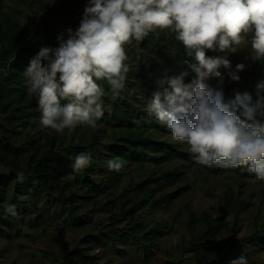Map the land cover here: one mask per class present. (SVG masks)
Wrapping results in <instances>:
<instances>
[{
	"label": "trees",
	"instance_id": "16d2710c",
	"mask_svg": "<svg viewBox=\"0 0 264 264\" xmlns=\"http://www.w3.org/2000/svg\"><path fill=\"white\" fill-rule=\"evenodd\" d=\"M82 3H84L82 0H62L60 2L63 8L62 16H67L69 21L74 19ZM158 32L159 35L162 34L159 38L161 43H164L161 56L148 60L145 55L140 66L133 69L132 75H129V71L125 74L124 87L115 98L107 81H97L104 88L105 93H108V96L104 94L102 99L109 103V107L103 101V116L96 121L95 129L89 133L88 142L77 144L73 153L61 152L57 149L58 136L53 135L51 145L44 148L29 133L31 129L41 128L40 112L36 105V97L27 92L24 75L30 60L39 52L42 43H34L32 39L43 38L45 33L51 40L52 47L55 48L59 33L41 30L38 25L34 30H30L27 24L20 22L15 13L4 10V0H0V112L7 111L11 119L20 120L22 126L27 129L20 144L9 139L5 134L0 136V163H13L9 172L0 173V201L11 187L10 195L12 201L16 203L17 211L27 215L29 220H33L31 215L36 210V201L32 194L43 192L52 199L51 201H57L64 206L73 223L82 227L84 221L80 223L76 221L79 207L77 199L83 198L95 209L107 213L104 225L108 229L102 233L89 234V237L99 243L107 239L114 246L116 241L138 240L137 245H140L139 247L146 254L148 248L155 245L154 240L157 236L170 233L172 229L167 227L166 222L145 226L141 220L142 214L153 207L169 203L174 197L189 189L190 185L172 189L171 187L180 181L183 172L171 169L137 182L131 179L128 185H123L119 191L118 188L122 187L124 181V170L110 171L106 158L116 157L122 160L123 169L129 164H135L141 172L148 165L159 166L172 158H181L193 165L197 164L211 175L233 172L243 178H256L254 173H249L243 166L223 168L215 164L209 167L196 163L187 143L175 141L165 125L159 123L154 116L147 114L146 107L153 99L154 93H163L165 89L170 91L169 81L182 73L177 69L189 68L185 63L186 60L194 62L187 56L183 43L176 40L175 36L173 41L168 43L162 30L159 29ZM30 36L31 38L27 39ZM151 41H153L151 38L145 37L139 43V49L143 54L150 52ZM134 50H132L133 55ZM206 54L217 55L210 50ZM188 73L189 75L185 77L186 83L195 76L190 68ZM149 75L156 77V81H151L150 78L143 79ZM238 75L239 81L230 78L226 81V88L232 91L228 94L227 102L233 100L236 93L245 92L249 93L255 102L256 84L264 74L258 73L256 80H252L245 73ZM138 76L142 77L139 81H137ZM133 84L140 86L141 91H144L143 96H134V99L124 96L128 87ZM261 95L264 96V93ZM237 114L239 115V112ZM257 119L264 122L262 116L258 115ZM162 135L168 137H164L161 141L159 139L163 137ZM102 140L110 143L111 148ZM81 152L91 153L92 161L87 168L77 173L73 171L72 164L75 156ZM97 167H101L100 172H96ZM19 172H23L27 177L23 183L17 181ZM99 195L101 198L97 199ZM20 196H30V199L21 200ZM246 207L247 204L238 198L236 200L232 189H229L219 197L218 216L215 217L209 209L189 210L186 222L189 238L182 244L181 259L174 260V263L190 264L193 261L194 264H230L232 256L247 249L248 240H251V249L264 246V230L254 232L251 238L230 236L221 243L217 242V234L224 228L222 224L227 216L233 215V231H235L238 228L239 214ZM38 217L40 214L37 213L36 218ZM6 219L12 218L8 214ZM88 250L87 247L76 245L72 254L81 263H84L85 259H91L90 263L94 264V256ZM61 251L64 253L63 249ZM186 255L189 257L188 261L183 262V257Z\"/></svg>",
	"mask_w": 264,
	"mask_h": 264
},
{
	"label": "clouds",
	"instance_id": "9594fccd",
	"mask_svg": "<svg viewBox=\"0 0 264 264\" xmlns=\"http://www.w3.org/2000/svg\"><path fill=\"white\" fill-rule=\"evenodd\" d=\"M156 29L175 33L194 61L185 63L195 76L188 83L187 71L172 78L170 91L154 93L147 114L165 125L175 141L186 142L196 163L243 166L264 180V122L257 119L264 117V80L256 84L255 102L247 92L225 102L223 91L206 83L212 77L222 83V67L231 80L239 81L245 65L232 70L227 58L238 46L250 43L251 59L264 60V0H88L79 26L67 28L66 39L59 34L57 47H41L24 71L41 128L63 134L78 125L96 127L105 94L97 81H107L114 98L119 96L128 72L124 46ZM208 50L222 55L208 56ZM91 161V153L77 154L73 171L81 172ZM123 166L118 158L107 161L110 171ZM26 179L23 172L17 174L18 182ZM5 211L17 216L15 205ZM230 264L248 261L241 256Z\"/></svg>",
	"mask_w": 264,
	"mask_h": 264
},
{
	"label": "rangeland",
	"instance_id": "374dc122",
	"mask_svg": "<svg viewBox=\"0 0 264 264\" xmlns=\"http://www.w3.org/2000/svg\"><path fill=\"white\" fill-rule=\"evenodd\" d=\"M61 1L4 0V10L15 13L20 22L27 24L30 30H34L35 26L38 25L41 30L63 33L66 39V29L71 27L75 30L79 26L83 9L88 0H82L84 3L78 10L77 16L70 21L67 16H62ZM161 30L166 37L165 40L171 43L175 33L170 29ZM158 31L159 29H156L146 36V38L153 40L151 41L152 45H150L151 50L146 54H143L139 49V43L142 40H132L131 43L124 46L127 54L125 64L128 67L129 75L133 74V69L140 66L145 59V55L148 60L161 56L164 43H161L159 38H161L162 34L159 35ZM29 38L31 36L27 39ZM32 40L34 43L42 42L40 49L41 47H52L51 40L45 33L43 38ZM238 47L237 52L229 53L227 56L232 68L235 69L237 64L243 63L245 69L240 73H245L252 80H256L258 73L264 74V61L251 59L250 43L247 46L241 45ZM132 50L135 51L134 55ZM217 55H222V53H217ZM162 62H164V59H162ZM177 70L188 72L189 68ZM219 70L222 74L223 82L221 83L218 78L212 77L206 83L213 89L222 90L224 100L227 102L228 94L232 92L225 86L229 77L226 70L223 68ZM163 71L165 72V69ZM148 78L151 81H156L157 79L151 75L143 79L148 80ZM140 79L142 77L138 76L137 81ZM262 80H264V76L260 81ZM139 95L143 96L144 91H141L139 85L134 84L128 87L124 94V96L133 99L134 96ZM105 96L107 97L108 93H105ZM102 101L109 107V103L105 99H102ZM94 129L95 127L78 125L75 129H65L63 134H60L52 129L36 127L29 130V133L44 148L51 145V138L56 135L59 137L57 149L61 152L73 153L77 144L88 142L89 133ZM25 132H27V129L22 126L20 120L11 119L7 111L0 112V136L5 134L6 137L20 144ZM162 136L159 139L161 141L166 137ZM105 142L108 143L107 141ZM108 146L111 148L110 143H108ZM106 159L108 161L117 158L109 157ZM12 165V162L0 163V173L9 172ZM171 169L183 172L180 181L171 188L177 189L186 184H189L190 188L174 197L169 203L153 207L142 214L141 220L145 226L148 225L150 227L155 223L166 222L167 227L172 229L170 233L157 236L154 240L155 245L150 246L146 254L139 247L140 245H137L138 240L125 239L116 241V246H114L107 239H103L99 243L89 237V234L102 233L108 229L104 225L107 213L95 209L91 203H88L83 198L77 199L79 207L76 221L79 223L84 221V226L82 227L73 223V219L64 206H61L57 201H51L52 199L43 192L32 194L36 201V210L31 215L33 220H29L27 215H23L17 209V216L9 214L12 219L7 220L6 216L8 213H6L5 209L9 205L17 207L16 203L11 199L10 192L12 189L9 187L0 201V264H91V259H85L84 263L76 260V257L72 254L76 245L89 248L88 251L94 256V264H175L174 260L181 259L183 255V242H187L189 238L186 226L189 210L200 211L209 209L215 217L218 216L219 197L220 195L222 197V194L229 189H232L236 200L237 198L238 200H243L247 207L239 214L238 228L236 227L235 231H233V215L227 216L222 224L224 228L217 234V242L221 243L230 236L234 238H241L242 236L251 238L254 232L264 230V181L257 178H243L233 172H221L218 175H211L197 164L193 165L181 158H172L159 166L148 165L143 172L135 164H129L126 168H122L125 173L124 181H122V187L120 186L118 189L120 191L123 185H128L131 179L137 182L150 175ZM100 171L101 167H97L96 172ZM64 192L65 194L68 193L67 190ZM100 196H97V199H100ZM36 212L40 214V217L36 218ZM250 247L251 240H248L247 249L236 256H232L230 260L243 256L247 259L248 264H264V246L261 245L255 249ZM62 249L64 253H62ZM188 258V255L183 257V262L188 261ZM190 264H194L193 261Z\"/></svg>",
	"mask_w": 264,
	"mask_h": 264
}]
</instances>
